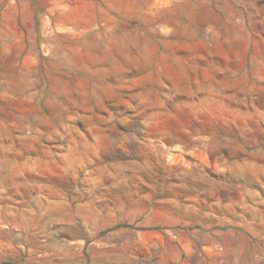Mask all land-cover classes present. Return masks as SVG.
<instances>
[{
  "label": "rangeland",
  "instance_id": "obj_1",
  "mask_svg": "<svg viewBox=\"0 0 264 264\" xmlns=\"http://www.w3.org/2000/svg\"><path fill=\"white\" fill-rule=\"evenodd\" d=\"M0 264H264V0H0Z\"/></svg>",
  "mask_w": 264,
  "mask_h": 264
}]
</instances>
